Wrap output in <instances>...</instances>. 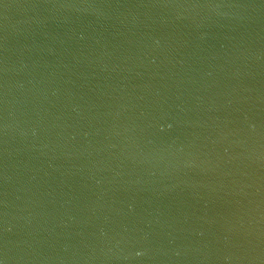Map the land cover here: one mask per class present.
<instances>
[{"label": "water", "instance_id": "1", "mask_svg": "<svg viewBox=\"0 0 264 264\" xmlns=\"http://www.w3.org/2000/svg\"><path fill=\"white\" fill-rule=\"evenodd\" d=\"M0 264H264V0H0Z\"/></svg>", "mask_w": 264, "mask_h": 264}]
</instances>
